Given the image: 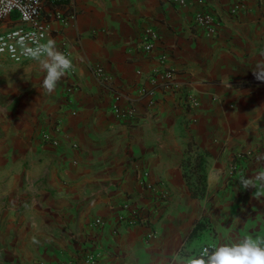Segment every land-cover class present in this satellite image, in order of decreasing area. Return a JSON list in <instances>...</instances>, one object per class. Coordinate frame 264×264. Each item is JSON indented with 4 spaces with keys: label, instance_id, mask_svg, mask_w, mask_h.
<instances>
[{
    "label": "crops",
    "instance_id": "crops-1",
    "mask_svg": "<svg viewBox=\"0 0 264 264\" xmlns=\"http://www.w3.org/2000/svg\"><path fill=\"white\" fill-rule=\"evenodd\" d=\"M204 13L216 35L196 23ZM43 15L74 67L48 94L35 61L0 58V264H80L93 245L99 264H169L230 238L264 237V204L238 181L264 154V82L252 72L264 70V4L45 0ZM149 28L157 38L147 52ZM115 103L134 120L122 122ZM45 130L58 146L41 142ZM190 143L207 157L200 197L185 176ZM241 153L249 156L233 171ZM127 203L148 220L120 222Z\"/></svg>",
    "mask_w": 264,
    "mask_h": 264
},
{
    "label": "built area",
    "instance_id": "built-area-1",
    "mask_svg": "<svg viewBox=\"0 0 264 264\" xmlns=\"http://www.w3.org/2000/svg\"><path fill=\"white\" fill-rule=\"evenodd\" d=\"M57 2L63 3L67 0H55ZM179 5H184L187 0H176ZM261 3L264 4V0H260ZM45 0H0V25L11 20L13 17L17 19V24L0 33V42L7 44L9 46H14L16 48L15 58L13 54L5 50L4 53H0V58L7 57L11 61L15 63H23L29 58L21 55V49L17 43L19 40V36H27L29 33H36L38 36L43 34L44 39H47L51 30L49 20L44 17L43 9H44ZM242 9H244L243 5H237L234 10H232L233 14H237ZM56 18L65 21L67 18L61 14L60 12L56 14ZM196 23L205 26L208 34L216 35L217 34V26L215 17L211 14L204 13L196 16ZM18 34V35H17ZM157 38V33L154 29L149 28L143 33V40L145 44V50L147 52L151 51L154 47V42ZM41 42H44L43 40ZM97 77L103 79L106 83L108 81V77L105 74V71L102 67H97L94 69ZM174 73L173 71L166 70L163 73V80L168 84L173 80ZM112 91V87L109 88ZM142 95L147 94V90H141ZM117 101H119V96H116ZM187 103L191 107H196L197 102L192 97H187ZM113 113L119 117L122 122H131L134 120L133 111L125 110L121 108L118 103H115L112 106ZM40 140L44 144H51L53 146H58L59 141L55 138L49 130L41 131ZM75 146V145H74ZM248 154L241 153L237 155V162L233 165L232 170L236 171L239 168L240 163L246 160ZM124 214L120 218V222H124L130 226L140 225L145 223L148 220V216L144 213L143 210L132 208V206L127 203L123 207ZM94 225L96 227H102L104 225L102 219L98 218L94 221ZM213 245L209 244L204 247L211 248ZM203 247V248H204ZM202 248V249H203ZM201 249V250H202ZM201 250L197 253L199 256ZM101 258V252L97 245H93L87 249V251L83 254V259L80 264H99V260ZM38 264H45L43 262H39Z\"/></svg>",
    "mask_w": 264,
    "mask_h": 264
},
{
    "label": "clouds",
    "instance_id": "clouds-1",
    "mask_svg": "<svg viewBox=\"0 0 264 264\" xmlns=\"http://www.w3.org/2000/svg\"><path fill=\"white\" fill-rule=\"evenodd\" d=\"M18 35V34H17ZM44 42H41V41ZM21 55L35 61L43 73L42 89L51 94L55 91L60 80L73 69V61L57 47L51 37L44 39L43 34L29 33L19 36L17 41ZM10 51L15 58L16 48L0 42V53ZM258 66L252 71L258 81L264 82V70ZM258 167L248 176L243 173L239 176L241 189H255L252 197L264 204V154L256 157ZM239 190V189H238ZM239 223L238 217L235 218ZM33 243H39L33 238ZM169 264H264V237L245 235L230 238L211 248L204 247L199 256L176 257Z\"/></svg>",
    "mask_w": 264,
    "mask_h": 264
},
{
    "label": "trees",
    "instance_id": "trees-1",
    "mask_svg": "<svg viewBox=\"0 0 264 264\" xmlns=\"http://www.w3.org/2000/svg\"><path fill=\"white\" fill-rule=\"evenodd\" d=\"M189 156L183 165L186 169V179L191 187V191L195 197H200L206 191V163L207 157L203 153H194L193 144L190 143L188 149ZM188 170V171H187ZM190 170V171H189ZM204 226L199 224L195 232L203 229Z\"/></svg>",
    "mask_w": 264,
    "mask_h": 264
},
{
    "label": "rangeland",
    "instance_id": "rangeland-1",
    "mask_svg": "<svg viewBox=\"0 0 264 264\" xmlns=\"http://www.w3.org/2000/svg\"><path fill=\"white\" fill-rule=\"evenodd\" d=\"M3 233H4L3 225L2 222H0V240L3 238Z\"/></svg>",
    "mask_w": 264,
    "mask_h": 264
}]
</instances>
